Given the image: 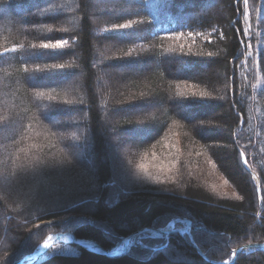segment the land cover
Masks as SVG:
<instances>
[{"label": "trees", "instance_id": "16d2710c", "mask_svg": "<svg viewBox=\"0 0 264 264\" xmlns=\"http://www.w3.org/2000/svg\"><path fill=\"white\" fill-rule=\"evenodd\" d=\"M68 1L75 13L70 28L63 23ZM215 1L218 9L190 16ZM0 6L26 9L30 28L22 31L13 21L0 31V264L22 259L60 230L111 250L141 228L174 219L195 222L191 238L175 232L169 239H142L119 257L78 246L77 255L54 254L33 264H175L166 259L174 250L193 264H214L264 242V0H138L129 10L102 13L107 20L100 28L126 21L135 22L132 27L99 35L92 0L53 6L0 0ZM34 37L40 40L28 41ZM60 38L67 40L63 48H44ZM100 45L125 51L102 65L115 82L109 91L96 69ZM76 76L74 94L62 86ZM51 81L55 86L45 88ZM126 92L133 97L123 99ZM149 104L162 113L141 130L145 139L134 142L132 155L171 141L168 173L157 187L130 184L109 156V132L124 135L123 124ZM176 107L214 127H194ZM72 117L85 130L69 131ZM234 264H264V250L241 253Z\"/></svg>", "mask_w": 264, "mask_h": 264}, {"label": "rangeland", "instance_id": "374dc122", "mask_svg": "<svg viewBox=\"0 0 264 264\" xmlns=\"http://www.w3.org/2000/svg\"><path fill=\"white\" fill-rule=\"evenodd\" d=\"M49 2V4H52V6L55 4L56 0H47ZM54 3V4H53ZM65 4V2L63 3ZM62 4V5H63ZM58 5V4H57ZM70 1L66 2V5L64 7H68V9H66V13L63 14L66 18L63 21V23L68 27H73L74 26V17H75V13H74V8H72L70 6ZM134 5H138V0H92V10L94 11V25H95V29H96V33L102 34V33H109V32H116V31H122L124 29H128L130 27H132L135 22L133 21H126L121 25H115V26H108V27H104L100 25L102 23H105V21L107 20V16L103 11H106V13L113 11L115 9H127L129 10L130 7L134 6ZM219 4L215 1V2H210V3H206L204 4L199 10L194 11L193 13H191V17H198L201 14L206 13L207 11L211 12L214 11L215 9H218ZM190 9H193V6H190ZM223 8H219V10H222ZM102 11V12H101ZM224 11V10H222ZM16 12V13H15ZM69 12V13H67ZM43 13V12H42ZM27 14V10L26 9H17V11L11 12V10L7 7V6H0V31L3 28H6L8 25H10L13 21H16L17 24H19V26L21 27L22 31H28V27L25 26L24 24V16ZM41 13H37L36 15L39 16ZM190 16H186L185 19H189L191 18ZM249 26V24H248ZM248 28V27H247ZM40 32V31H39ZM45 32V31H44ZM40 40V37H34V38H30L28 39V41H38ZM114 50H110L108 48V45H100L97 51V57L99 59V61L101 59V63H98L97 65V72L99 75V78L101 79V81L104 84V87H106L109 91V89H111L114 85L115 82L113 79H111L110 77V72L108 69H106L105 67H103L102 65L104 64L106 58L110 57V56H115L114 59H117V55H119L120 53H124L125 51L120 52L121 50H119L117 47L116 48H112ZM118 49V50H117ZM107 51H109L107 53ZM37 59L42 62V58L39 57L38 55ZM245 60L244 59L242 61V65L245 64ZM44 62V61H43ZM1 63V62H0ZM3 68V70H5L4 66H1ZM45 68L44 65H41V71H43ZM180 77H184V73H179ZM30 81L35 83L36 80L33 76L29 77ZM78 77H74L70 80H66L64 81V84L62 87H64V89H67V91L69 92H73L74 94H76L77 92V85H78ZM113 85V86H112ZM38 86V85H35ZM55 86V83L53 81L46 83L45 84V88H51ZM42 88V87H41ZM44 88V87H43ZM122 91V90H121ZM104 90L102 89L99 92L100 96H103ZM133 96L128 97L127 92L125 93V98L123 99H131ZM176 98V96H175ZM109 99V98H108ZM116 102H121V97H115L114 98ZM111 101H113L112 97L109 99V102L111 103ZM59 110L58 112H61V109H57ZM50 112L49 110H46V112ZM56 111V110H55ZM142 113L139 114V116H137L136 120H134L133 123H125L123 124V129L125 131L124 135L120 132H118V129H114L111 130V132H109L108 135V141L109 143L112 145L111 149L109 151V156L112 160V162H115L114 164H116V167L119 171V173L122 175V178L124 177V179L126 181H129L130 184H140L141 186H145V185H149V187L152 186H159L158 184H160L161 178H164V176H162L165 173H168L167 168L169 167V163L168 161V155L165 154L166 151H168V149H170L169 147L171 146V141H169V139L167 138L166 141L161 142L160 145H154L152 147L151 150L149 151H141L139 154H136L135 156L132 155L133 152V145L135 141H143L145 139L144 134L141 132V130L145 127L148 126V122L151 120L156 119V117L162 113V108L158 105V104H149L148 106H146L145 108H143ZM176 112L179 114V118L181 120L184 121H189L193 124L194 127H203L204 125H208L211 127H214L213 122H204L203 120H201L198 116L194 115V114H188V113H184L183 109L176 107ZM45 118L46 114H45ZM48 119V118H47ZM71 120L73 125L72 128L69 131H74L75 129L80 130L79 132H81L82 130H85V126L83 125V123L81 122L80 119L78 118H71L69 119ZM49 121H51L53 123V121L56 123V119H51L49 117ZM76 125V126H75ZM131 129V130H129ZM175 136V135H174ZM125 139V140H124ZM175 143H173V145H177L178 143V149L181 148L180 146V139H178L177 136H175V139L173 140ZM81 148V150L78 151V157L82 158L84 156V153L87 151L88 146L87 144L83 145ZM85 151V152H83ZM130 154V155H129ZM129 155V156H128ZM127 156L128 157H132L131 159L127 160ZM118 159H121L122 162H119ZM131 160V161H130ZM124 161V162H123ZM165 181V180H164ZM220 182V181H219ZM253 182L256 183L257 188L260 189V184L259 181L258 183L256 182V179L253 177ZM224 181L221 180V185H224ZM218 184V183H217ZM117 186V185H115ZM7 193V189H3V192ZM77 217H82V218H86L85 214L77 216ZM50 221H42L41 224H47ZM193 226H195V222H193ZM71 233L72 232H67V231H63L60 230L57 233ZM74 235V234H73ZM51 236V234L49 235ZM46 237L40 244H42L43 242L47 241V239L49 238ZM75 236V235H74ZM65 254V255H77L79 253V248L77 245L74 244H57L54 247H52L47 253L46 255L42 256L40 259H46L49 256H52L54 254ZM130 252H128L129 254ZM166 259H168L169 261H171L172 263L175 264H179V263H185V264H193L194 262L192 260H190L187 257H184V255H182L180 252L174 250L173 255L166 256ZM139 262V261H138Z\"/></svg>", "mask_w": 264, "mask_h": 264}, {"label": "water", "instance_id": "95a60500", "mask_svg": "<svg viewBox=\"0 0 264 264\" xmlns=\"http://www.w3.org/2000/svg\"><path fill=\"white\" fill-rule=\"evenodd\" d=\"M247 169L249 167L244 164ZM254 178L256 179V182L258 183V177L255 173H253ZM193 223L191 221H187V226L182 228V229H176V232H179L181 234L187 233L191 236V227ZM173 226V225H172ZM173 232L172 228L166 227V228H152V227H145L141 228L133 233H131L129 236L122 238L120 241V245L123 244L122 249L116 253H112L103 247L99 245L98 243L89 241V240H84V239H77L73 234L71 233H57L53 234L45 243H43L41 246L36 248L33 252L27 254L25 257H23L20 260L15 261L12 264H31L34 263L37 259H39L41 256L45 255L49 249H51L54 245L58 243H72L76 244L79 247H82L90 252L98 253L107 257H119V256H124L128 254L130 251L131 247L135 244V241H137L139 238H147V237H154V238H162L164 236H169ZM147 233V235L145 234ZM64 237H67V239H64ZM130 243V246L127 247V243ZM254 251V250H264V242L263 243H250L247 245H244L234 251L233 257L229 262L226 263H216L213 262L214 264H234L239 255L246 251ZM200 255L205 258V255L198 250Z\"/></svg>", "mask_w": 264, "mask_h": 264}, {"label": "snow or ice", "instance_id": "6c2138e0", "mask_svg": "<svg viewBox=\"0 0 264 264\" xmlns=\"http://www.w3.org/2000/svg\"><path fill=\"white\" fill-rule=\"evenodd\" d=\"M244 3H247V0H244ZM67 44V40L60 38L57 39V41L54 44H44V48L48 49V48H52V49H61L64 47V45ZM62 53H50V55H60ZM53 68H62L63 65H52ZM40 95H43V93H40Z\"/></svg>", "mask_w": 264, "mask_h": 264}, {"label": "bare ground", "instance_id": "6f19581e", "mask_svg": "<svg viewBox=\"0 0 264 264\" xmlns=\"http://www.w3.org/2000/svg\"><path fill=\"white\" fill-rule=\"evenodd\" d=\"M146 235H147V233H145ZM64 239H67V237H64ZM136 242V241H135ZM130 246V243L128 242L127 243V247H129ZM122 247H123V244L119 247V249H122Z\"/></svg>", "mask_w": 264, "mask_h": 264}]
</instances>
